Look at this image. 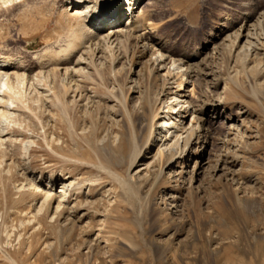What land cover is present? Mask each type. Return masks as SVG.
I'll return each instance as SVG.
<instances>
[{"label": "rangeland", "instance_id": "rangeland-1", "mask_svg": "<svg viewBox=\"0 0 264 264\" xmlns=\"http://www.w3.org/2000/svg\"><path fill=\"white\" fill-rule=\"evenodd\" d=\"M73 1L0 2L33 70L0 78V264H264V0H141L154 38L113 47H79Z\"/></svg>", "mask_w": 264, "mask_h": 264}, {"label": "bare ground", "instance_id": "bare-ground-1", "mask_svg": "<svg viewBox=\"0 0 264 264\" xmlns=\"http://www.w3.org/2000/svg\"><path fill=\"white\" fill-rule=\"evenodd\" d=\"M140 1L141 0H74L73 2L67 4V7H66V9H64L63 12L64 13L66 12V14L69 13V15L72 12H74V14L77 13V12L78 13L80 12L83 15V22L81 21L82 25H80L78 27V30H77L79 32L76 33L77 32L76 30H75L76 32H74V34H78L79 36L73 35V36L77 37V38H75V40H76V42H78L79 47L80 46L84 47L87 44H92L93 46H96V45H98L100 43H103L106 46L113 47L114 45L119 43L120 38H124V37H127V36H128L127 37L128 39L131 38V37L134 38V34L136 32H139V31L148 30V32H146L145 35L138 36V38H140L141 42L152 40L154 38L152 35H150V31L154 30V27L152 26V24L150 25L147 22V19H146V17L144 15H142V14L139 15V13L137 15L135 14V11L137 9H139V7L137 5L141 4ZM0 2L1 3H5V2H7V0H0ZM136 6H137V8H136ZM262 14H264V13H261V15ZM260 20H261V23L263 24L264 16H263V19H262V17H260ZM262 20H263V22H262ZM152 27H153V29H152ZM219 30H220L219 31L220 34L221 33L223 34L224 32L227 31L226 28L225 29L221 28ZM243 32H245V29H243ZM215 38H216V36H215ZM232 39H234V42L232 41V43H233L232 47L234 45H236V47H237V43H239L242 39L248 40V39H252V38L250 37V34H249L248 30L246 31V34H243L241 32V30H239L237 33L235 32V34L232 37ZM225 41H227V39ZM73 44L74 43H72V46H74ZM245 44L248 45V46L245 45L244 47H242L239 50V52H242L244 49H248L249 48V46H250L249 42L246 41ZM78 45H76V46H78ZM66 46L67 47H69V46L71 47V44H67ZM93 46H91V47H93ZM160 48L156 49L155 51H153L152 52V56H155L156 54L157 55L160 54V51H159ZM85 49H87V46H86ZM38 54L33 55V59H36L35 60L36 61V63H35L36 67H38V69H42L45 66L44 64L46 62L44 63V61L46 59L44 60L43 57L42 58L39 57ZM50 56H53V55H50ZM162 57L163 56L161 55L160 58H162ZM194 57H196L195 53H192L190 55H186L185 54V55H182L181 59L182 60H184V59L188 60V59H192ZM48 58L49 57H47V59ZM52 58H51V60H52ZM169 58H170L169 56H166V58H164V61L161 62L162 64H164L165 67L167 65H169V63L171 62V60H169ZM66 59H67V57H66ZM51 60H48V61L50 62ZM182 60H180V61H182ZM226 60H228V58H226ZM56 61H57V67L58 66L60 67L62 65L61 64L62 59H57ZM150 62L152 64V66H155L157 63H160L158 58H156L153 61L150 58ZM165 62H167V63L165 64ZM182 62H184V61H182ZM48 64H50V63H48ZM75 64H76V62H75ZM47 65H46V67H47ZM54 66L56 67V65H54ZM165 67H164V69H166ZM32 71L33 70H29V71L26 72V70L22 67V64L19 63V61L15 60V59H12L9 55L3 53L0 50V78L3 79V86L7 89V92L11 93L12 91L15 90L14 89V85L11 82L12 80L21 78L22 79V86H23V82L26 80V78L30 77V76H27V75H29L30 73H33ZM64 71H65L64 72V74H65L68 71V69H66ZM167 74H168L169 78H170V76L173 75V73L170 72L169 69H167ZM38 75H39V73H38ZM178 75H180V76H176V79L174 80V83L177 85V87L179 89V92H180L182 90L181 88H182V86L184 84V80H183L184 76H182L181 74H178ZM165 83H166L165 87L167 89V85H169V81H167V82L165 81ZM10 93H8V94H10ZM12 93H14V92H12ZM12 95H13V97L16 96L15 94H12ZM13 97H12V99H13ZM6 99H7V103H10L9 102L10 98H8V96H6V98L3 95L0 96V113L2 112L3 104H4V102H6L4 100H6ZM12 99H11V101H12ZM19 99H20V97H19ZM183 103L184 102H182L181 104H183ZM11 104H12V102L10 103V105ZM175 107H176V105L174 107L169 108L170 113H172L175 110ZM5 112H6V110L4 111V115H5ZM2 113L0 114V116L2 115ZM183 114H185L184 111H183ZM156 118H157V111L154 112L153 115L151 116V125H150L151 127H150V130H153V128H154L153 122H154V120ZM203 118H205L204 112H202V119ZM165 127H168V126H165ZM149 134L151 135V133H149ZM165 137H166V135H164L161 138L164 139ZM194 137H196V134H194V133L191 134V137L189 139H187V141H188L187 145L190 144L191 140ZM136 149H134V150H136ZM134 153H135V151H134ZM140 155L141 154H140V149H139L138 152L135 153V156L132 157V158H134L132 160V162H131L132 165L135 164L136 160L140 157ZM159 157H160V159H162L163 158V153H159ZM62 195H63V193H62ZM50 198L51 197L46 198V201H48ZM59 208H60V204H57V206L55 208V213L58 211Z\"/></svg>", "mask_w": 264, "mask_h": 264}]
</instances>
